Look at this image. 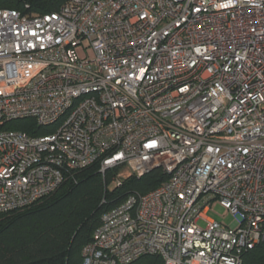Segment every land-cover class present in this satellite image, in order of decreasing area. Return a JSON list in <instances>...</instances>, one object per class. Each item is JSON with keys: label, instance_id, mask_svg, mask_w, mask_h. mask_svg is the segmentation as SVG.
Returning a JSON list of instances; mask_svg holds the SVG:
<instances>
[{"label": "built area", "instance_id": "2783aa9c", "mask_svg": "<svg viewBox=\"0 0 264 264\" xmlns=\"http://www.w3.org/2000/svg\"><path fill=\"white\" fill-rule=\"evenodd\" d=\"M22 120L51 132L4 129ZM93 164L167 179L105 213L81 264H242L264 240V0L0 9V215Z\"/></svg>", "mask_w": 264, "mask_h": 264}, {"label": "trees", "instance_id": "16d2710c", "mask_svg": "<svg viewBox=\"0 0 264 264\" xmlns=\"http://www.w3.org/2000/svg\"><path fill=\"white\" fill-rule=\"evenodd\" d=\"M67 0H0V9L23 14L53 13ZM29 135L51 129L32 120L15 121L4 127ZM99 164L79 170L60 188L35 204L0 215V264H81V251L92 241L102 216L130 195H143L167 179L160 170L140 178L131 176L114 184L117 169L102 175ZM129 264H162L160 257L145 255ZM242 264H264V240L244 253Z\"/></svg>", "mask_w": 264, "mask_h": 264}, {"label": "rangeland", "instance_id": "374dc122", "mask_svg": "<svg viewBox=\"0 0 264 264\" xmlns=\"http://www.w3.org/2000/svg\"><path fill=\"white\" fill-rule=\"evenodd\" d=\"M207 216L216 222L226 225L230 224V217L227 216L225 210L218 204L214 205L213 209L208 212Z\"/></svg>", "mask_w": 264, "mask_h": 264}]
</instances>
